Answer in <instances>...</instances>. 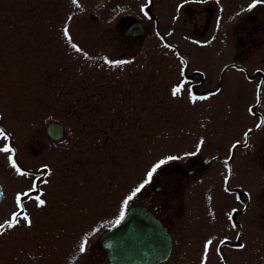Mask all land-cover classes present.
Listing matches in <instances>:
<instances>
[{
  "label": "rangeland",
  "instance_id": "374dc122",
  "mask_svg": "<svg viewBox=\"0 0 264 264\" xmlns=\"http://www.w3.org/2000/svg\"><path fill=\"white\" fill-rule=\"evenodd\" d=\"M254 3L0 0V149L12 150L0 151V264H109L102 230L174 193L188 196L168 216L161 264H264V0ZM134 19L143 34L125 36ZM50 120L62 138L48 136Z\"/></svg>",
  "mask_w": 264,
  "mask_h": 264
},
{
  "label": "water",
  "instance_id": "95a60500",
  "mask_svg": "<svg viewBox=\"0 0 264 264\" xmlns=\"http://www.w3.org/2000/svg\"><path fill=\"white\" fill-rule=\"evenodd\" d=\"M126 35H140L143 25L132 21L124 30ZM47 133L54 139L63 134V125L51 120L46 125ZM3 196L0 184V201ZM104 230L98 243L106 250L113 264H153L164 260L170 253L171 237L167 228L145 206L131 205L124 219Z\"/></svg>",
  "mask_w": 264,
  "mask_h": 264
},
{
  "label": "snow or ice",
  "instance_id": "6c2138e0",
  "mask_svg": "<svg viewBox=\"0 0 264 264\" xmlns=\"http://www.w3.org/2000/svg\"><path fill=\"white\" fill-rule=\"evenodd\" d=\"M260 0H256V3H259ZM73 3H76V0H73ZM256 3L252 4L250 7H255L256 6ZM67 29H65V35L67 36ZM74 49H76V51H80L79 48L76 47V45H72ZM107 62V61H106ZM183 87V85H180L176 88L173 89L172 91V95L173 96H177L180 91H181V88ZM193 100L197 99L196 97H192ZM199 99H206V97H200ZM259 127V125H258ZM247 136V133L245 134ZM0 136H4V132L3 130H0ZM0 151H4V152H11L12 150L8 147H5L3 149H0ZM169 159H175L174 157H170ZM9 160L11 162V165L14 169H16L17 173L19 175H25V173L21 172L20 169L17 167L16 165V162L14 160H12L11 156L9 157ZM164 163H166V161L164 160H161L158 164H156L149 172H148V179L150 180L153 176V173L156 172V170L161 166L163 165ZM33 187L35 188L36 186L33 185ZM143 185L140 186V188H142ZM140 188H137V192L140 190ZM27 195V194H25ZM132 197H128V199L130 200ZM17 205L19 206L20 205V201H21V197L18 195L17 198ZM36 200L38 201V206L42 207L45 205V201L43 199H40L39 196L36 197ZM128 201L125 200L124 204L125 206L127 205ZM120 219L123 220L124 219V212L122 211L121 214H120ZM23 220L29 225L31 226V220L29 219V217L27 215H24L23 216ZM119 223V221H117ZM19 223V213H13L12 215V218L11 220L7 223V227L8 228H14L17 224ZM5 228V225H2L0 224V235L3 234V229ZM212 242L211 241H208V244H211ZM240 247H244L243 245H240ZM80 251L83 252L84 251V244L82 243L81 244V248H80ZM206 251H207V245H206Z\"/></svg>",
  "mask_w": 264,
  "mask_h": 264
},
{
  "label": "flooded vegetation",
  "instance_id": "af4514ba",
  "mask_svg": "<svg viewBox=\"0 0 264 264\" xmlns=\"http://www.w3.org/2000/svg\"><path fill=\"white\" fill-rule=\"evenodd\" d=\"M184 167V166H182ZM186 168V167H184ZM188 168V167H187ZM195 173V168L189 167L187 169L186 174L192 176ZM181 183V182H180ZM183 186V183L179 185V188ZM159 189V185H157ZM175 194V193H174ZM148 195L149 201L144 204L149 210H151L154 215H156L167 227H169L167 220L168 216H172L176 211H180L182 208V204L185 201L188 195ZM170 204H175L174 206H170ZM169 256L160 262H156L154 264L164 263ZM107 259V258H106ZM107 262L110 263L108 260Z\"/></svg>",
  "mask_w": 264,
  "mask_h": 264
}]
</instances>
